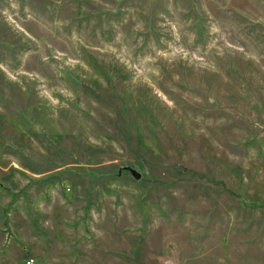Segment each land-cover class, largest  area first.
I'll return each mask as SVG.
<instances>
[{
  "label": "rangeland",
  "instance_id": "374dc122",
  "mask_svg": "<svg viewBox=\"0 0 264 264\" xmlns=\"http://www.w3.org/2000/svg\"><path fill=\"white\" fill-rule=\"evenodd\" d=\"M29 259L264 264V0H0V264Z\"/></svg>",
  "mask_w": 264,
  "mask_h": 264
},
{
  "label": "water",
  "instance_id": "95a60500",
  "mask_svg": "<svg viewBox=\"0 0 264 264\" xmlns=\"http://www.w3.org/2000/svg\"><path fill=\"white\" fill-rule=\"evenodd\" d=\"M125 169H127L131 173V175H133L134 178L136 179L140 178L141 174L137 172L135 169H133L132 167L126 166Z\"/></svg>",
  "mask_w": 264,
  "mask_h": 264
},
{
  "label": "built area",
  "instance_id": "2783aa9c",
  "mask_svg": "<svg viewBox=\"0 0 264 264\" xmlns=\"http://www.w3.org/2000/svg\"><path fill=\"white\" fill-rule=\"evenodd\" d=\"M33 262V259H29L26 261V264H31Z\"/></svg>",
  "mask_w": 264,
  "mask_h": 264
}]
</instances>
